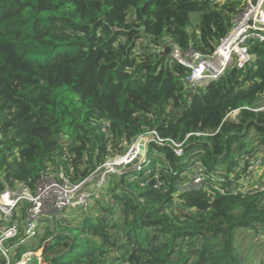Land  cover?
I'll use <instances>...</instances> for the list:
<instances>
[{"label": "trees", "instance_id": "obj_1", "mask_svg": "<svg viewBox=\"0 0 264 264\" xmlns=\"http://www.w3.org/2000/svg\"><path fill=\"white\" fill-rule=\"evenodd\" d=\"M240 9L239 0H0V193L34 188L47 172L79 183L139 137L165 140L149 143L142 170L111 174L88 212L43 223L51 264H246L241 236L264 237V172L251 168L264 156V41L248 43L246 67L197 89L170 56L172 45L211 56ZM198 165L204 185L180 191ZM8 245L15 260L39 246Z\"/></svg>", "mask_w": 264, "mask_h": 264}, {"label": "built area", "instance_id": "obj_2", "mask_svg": "<svg viewBox=\"0 0 264 264\" xmlns=\"http://www.w3.org/2000/svg\"><path fill=\"white\" fill-rule=\"evenodd\" d=\"M239 1L241 9L233 19L230 33L216 47L211 56H203L192 49L183 52L178 46H171L170 56L191 69V75L187 81L192 89H197L199 84L216 81L230 66L246 67L253 60L248 43L251 40L264 41V0ZM256 110H264V105ZM237 113L238 111H235L230 116L235 118ZM145 135H151L148 145L151 141L160 144L165 141L159 138L155 132ZM196 135L200 136L201 133H196ZM137 142L130 147L125 155L112 158L111 162H106L91 176L79 183H72L63 172L57 175L47 172L41 176L34 188L16 184L2 191L0 193V256L4 260V264H51L55 253L48 252L47 242L39 244L37 248L31 249L18 260L13 258L15 248L8 243L13 239H18L20 244L35 245L42 233L44 222L63 220L66 213L74 209L88 212L91 209L92 201L103 195L104 188L108 186L110 175L128 171L124 166L133 158ZM182 145L183 143L174 142L175 152L178 155L184 154ZM148 156L132 170H142V166L148 161ZM263 161L264 156L259 157L251 168L254 169ZM205 178L204 169L198 165L192 172L191 179L180 184L179 189L182 192H187L202 187ZM94 182V189H92L91 186ZM22 207L25 208L22 221L24 235L20 237L21 225L15 218L21 215Z\"/></svg>", "mask_w": 264, "mask_h": 264}, {"label": "rangeland", "instance_id": "obj_3", "mask_svg": "<svg viewBox=\"0 0 264 264\" xmlns=\"http://www.w3.org/2000/svg\"><path fill=\"white\" fill-rule=\"evenodd\" d=\"M192 21H193V28H197L200 22V15L199 13H194L192 15ZM232 67V66H230ZM261 104H264V99L260 101ZM143 138H146L147 140L151 138V135H145L141 136ZM139 137V138H141ZM111 158L108 159L107 162H111ZM262 164H258L255 166L253 171L256 173V176L264 172V169H261L260 166ZM94 183H92V189H94ZM90 187V188H91ZM106 188H104V193L106 191ZM103 193V194H104ZM43 232L40 234L39 238L36 240V244L42 243L43 239ZM241 241L243 243V255L245 257V262L246 264H255L258 261H261L262 259L264 260V237H253L252 235H242L241 236Z\"/></svg>", "mask_w": 264, "mask_h": 264}, {"label": "water", "instance_id": "obj_4", "mask_svg": "<svg viewBox=\"0 0 264 264\" xmlns=\"http://www.w3.org/2000/svg\"><path fill=\"white\" fill-rule=\"evenodd\" d=\"M136 143V151L133 158L125 164L124 168L126 170H132L138 163H140L146 156H148V140L146 138H139Z\"/></svg>", "mask_w": 264, "mask_h": 264}, {"label": "clouds", "instance_id": "obj_5", "mask_svg": "<svg viewBox=\"0 0 264 264\" xmlns=\"http://www.w3.org/2000/svg\"><path fill=\"white\" fill-rule=\"evenodd\" d=\"M129 171V170H128Z\"/></svg>", "mask_w": 264, "mask_h": 264}]
</instances>
